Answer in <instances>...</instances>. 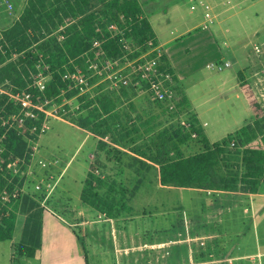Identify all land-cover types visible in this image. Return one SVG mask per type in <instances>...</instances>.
<instances>
[{"label":"rangeland","instance_id":"1","mask_svg":"<svg viewBox=\"0 0 264 264\" xmlns=\"http://www.w3.org/2000/svg\"><path fill=\"white\" fill-rule=\"evenodd\" d=\"M174 1L176 0H140L147 15L165 8ZM246 6L249 5L246 4ZM186 7L190 9V5L187 3ZM186 7L183 6V16H179L178 21H175V25H180L184 22L199 24L203 21V15L197 17V19L195 18L194 21L191 20L192 13L188 12ZM200 13L201 10H198L193 14L198 15ZM121 18L122 16L118 20L111 21L101 18L99 21L101 23L97 24V26L105 28L110 24L109 22L116 23L118 30L120 29L123 32L120 33L117 31V37L124 39L128 45L127 48H129L125 51V55H127L125 60L140 57L145 52L144 43L140 44L130 36L132 23L127 22L125 18L124 20ZM252 24L260 28V32L257 35H254L252 32L253 25L250 27L249 23L231 20L227 15L220 16L215 20L214 24H208V27L211 30H214V28L222 29L224 34L218 35V41L226 52V57L232 63L235 60L233 50L241 53L242 55L239 59H243L248 64V78L250 79L246 83H249L252 90L251 93L255 96L253 97L255 98L257 107L256 113L259 114L255 119H260L264 116V16L253 21ZM227 28H230L232 32L225 34ZM54 33V36H57L59 41L62 42L64 40V28H60ZM225 42L228 43L231 50L226 49L224 46ZM255 46L260 47V57H257L255 53ZM89 56L92 57V54H89ZM80 59L82 61L77 66L79 69H82L84 76H92L89 81L95 84V86L102 82L98 87L100 90H104L100 93L101 96L104 94L111 95L116 104L114 106L112 103L111 105L114 109L109 114H105L101 105L91 104L94 100L89 99L90 101L85 100L82 108H80L81 112L77 113L76 107L79 101L72 99L70 103H67L69 108L66 110L70 111V114L74 118H79L86 117L89 110H95L96 108V111L102 116L99 122H102L104 119H109V125L105 124L100 128L101 132L106 134L107 140L94 134L92 136L89 135L86 131L75 127V124L72 125V122L66 123L58 119H49V129L47 132L36 142L31 143L28 149L30 152H27L22 157L28 166L31 165L33 169L36 167L40 173L38 175L40 179L43 178L46 180L44 174L53 173L54 182L57 181L51 199L48 202H44L43 200L41 208L45 209V205H56L55 208L57 207L60 210L65 209V212L61 211V213L71 218L69 212L66 211L68 207L74 209L76 212L82 211L85 214L81 215L83 219L96 221L108 219V215H104L106 213L103 211H107L108 209L105 203L109 204V202H112L110 213H112V216L118 217L117 219H120L122 224L126 225L132 220L140 219V217H137L139 215H147V213L155 211L162 199L167 200L164 201V204L169 209L168 204L170 203L171 205V203L175 202L179 193L170 196L168 193L165 194L157 190L158 184L156 176H159L160 173L159 166L141 157V154L145 153L152 159L154 156L157 157L163 153L168 159H175L180 155L188 157L201 151L202 147L198 140L190 139L188 131L182 132L184 129L181 124L182 120L190 119L194 121L193 116L195 115L191 112L189 105L183 103V93L179 83L176 82L175 91L178 105L181 109L179 107L180 110L176 112L168 109L164 104L155 102L149 92L143 88H136L133 86L134 84L129 88L117 91L111 88L107 76L118 71V68H108L105 60L98 61V59L92 58L88 61L86 56ZM90 64H96L97 66L96 68H91ZM233 69L239 70L240 67H233ZM230 70L232 68L228 71ZM207 75L210 78H218L215 71L206 70V77ZM2 89L8 92L10 91V88L4 86ZM84 99L88 98L85 96ZM244 102L243 99H234L231 101V103L239 107V110L242 109ZM112 137L121 145L125 146V148H116L111 142L113 141ZM100 142L108 143L109 147L102 150V152L96 151L94 153L97 144ZM258 142L255 141L253 144L255 145ZM164 146L166 148L162 149ZM251 147L254 146L251 145ZM234 154L237 157H234L233 161L235 164H238L239 154L237 151H234ZM91 155H94L93 159H90ZM9 161L10 159H6L4 164H8ZM40 161H44L47 167L40 168L38 165ZM218 170L221 173H225L226 171L224 166H220ZM89 173L93 174V178H95L92 188H100L101 198L104 199L103 201L105 203L98 204V210L85 204L86 209L88 207L97 211L102 218L83 210L85 206L82 203L81 194ZM22 183L24 186L20 200H23L22 198L26 196H29L33 200L40 198L35 192L30 180ZM186 195H188L186 200L188 199L189 203L185 204L184 210L172 212L169 209L165 216H149L145 219L138 220L158 224L160 229L163 226H169L168 224L171 223L174 225L165 231H157L165 233L166 239H181L180 243H176L179 245H175V247L173 244L166 245L165 250L162 249L163 251L159 254L160 261L158 258H155L156 255L152 254L153 249H149L152 255L149 256L148 260L144 258L142 253L137 251L143 249L142 245L136 244L135 242H131V245H125V240L124 245L120 246V252L115 253L117 245H112V237H108L107 235L103 241V245H97L100 252L98 255L94 254L88 247L87 252L90 254V264H225L222 261L223 257H228L229 255L256 254L258 251H264L263 228L259 229V243L253 235L254 230L252 225L249 228L246 239L242 240V238V241H239L237 236H232L230 240L227 239L224 241L220 237L222 230L220 227H215L214 223H208L209 227L207 229L190 224L191 215L194 213L193 210L195 211V205L192 206L190 202L191 194L185 193L183 196ZM19 203L10 210V213L22 217L20 216L22 201L20 205ZM23 222L21 219L17 226L15 232L16 241H19L21 238ZM122 224L121 227H124L125 225ZM123 227L119 231L121 233L126 232L130 241L134 236L136 238L140 237L139 231L141 229L138 226L125 230ZM108 230L110 232V229ZM155 233L153 236H156ZM200 233L202 234L200 237H204L205 234L203 233H207L206 235L208 236L212 235V237L195 240L196 235L199 236ZM151 234L150 237H152ZM142 237L145 238L146 236L142 235ZM223 242H226L227 245H224ZM223 246L225 252L223 251ZM127 248L129 249L127 250ZM0 250H2L0 252L2 264H10V242L0 243ZM164 254L165 258L162 259V255ZM245 264L251 263L246 262ZM261 264H264V258H261Z\"/></svg>","mask_w":264,"mask_h":264},{"label":"crops","instance_id":"2","mask_svg":"<svg viewBox=\"0 0 264 264\" xmlns=\"http://www.w3.org/2000/svg\"><path fill=\"white\" fill-rule=\"evenodd\" d=\"M7 1L13 4L16 11L11 15L7 13L0 15V33L11 27L19 19L28 0ZM186 3L190 5V9L186 7ZM246 4L249 6H246ZM262 5L264 6V0H176L163 9L148 15L145 14V17L148 18L152 25L158 45L168 57L177 76L183 97L187 101L191 112L195 115L204 138L211 145L222 142L228 136L235 134L247 124L252 123L259 114L256 113L255 96L251 93L252 90L249 83H246L250 79L248 78V64L243 59H239L241 58V53L233 50L235 60L232 63L226 57V52L218 41V35L224 34V32L220 28L211 30L208 24L212 25L220 16L227 15L231 20L249 23L251 27L253 21L264 16V7L262 8ZM183 6L186 7L188 12L192 13L191 20L194 21L195 18L197 19V17L203 15V21L199 24L184 22L180 25H175V21H178L179 16H183ZM198 10H201L200 14H193ZM258 28V26L252 27L254 35L260 32V28ZM231 32L230 28L225 30V34ZM224 46L226 49H230L228 43L225 42ZM224 59H228L231 62V67L219 70L218 66ZM233 67H240V69L234 70ZM231 68L232 70L228 71ZM206 70L215 71L218 78H210L208 75L206 77ZM234 99H243L245 101L241 110L234 103H231ZM74 126L86 131L76 125ZM86 132L92 136V133ZM98 145L99 143L94 153L96 151L100 152ZM115 147L119 148L118 146ZM156 178L158 191H162L165 194L168 193L170 196L179 193L176 201L171 203V205L170 203L168 204L172 212L184 210L183 208L185 204L189 203V200H186L188 195H183L185 193L191 194L190 202L192 206L195 205V211L193 210L194 213L192 212L190 224L207 229L209 227L208 223H214L215 227H220L222 230L220 237L224 241L230 240L232 236H237L239 241L246 239L249 228L252 225L253 235L256 237L257 242L260 243L259 229L263 228L264 230V181L256 194H248L241 191L212 190V193H209V191L201 189L163 187L160 182V176H156ZM53 183L54 181H52ZM38 195L41 197L40 194ZM52 195L47 198V202ZM27 197L29 196L22 198V202ZM39 200L40 198L36 199V201L40 202V208L38 209L42 214L41 246L34 257H27L18 253L19 245L24 244L26 241L25 227L27 218L30 215V213L22 210L23 206L21 205L20 216L22 217H17L15 228L16 232L17 226L22 219L24 222L21 238L16 241L14 233L13 239L6 241L10 242V264H90V254L87 252L88 247L89 250L91 249L94 254L98 255L100 252L97 245H103L107 235L112 237V245H117L115 253L120 252V246L124 245V240L126 242L125 245H131V242H135L142 245L143 249L137 251L142 253L144 258L148 260L149 256L153 254L160 261L159 254L165 250L166 245L173 244L175 247V245H179L176 243L181 242V239H166L165 233L157 232L165 231L174 226L172 223L160 229L158 224L138 221L149 216H165L167 210H169L164 204V201H167L166 199H162L155 211L147 213V215H139L137 217H140V219L132 220L127 225L122 224L120 219L111 218L87 221L82 218V211L76 212L74 209L67 207L66 211L71 216V218H68V215L61 213V211L65 212V209L55 208L56 205H45V209H43L41 208L43 199ZM198 202L199 204L196 205ZM83 205L85 206L83 210L87 211V213L102 218L97 211L88 207L86 209V205L84 203ZM121 224L125 225L124 227L122 226L124 230L138 226L141 229L139 231L140 237H137V239L134 236L130 241L126 232L121 233L119 231L122 228ZM108 229H110V232ZM154 233L156 236H153ZM150 234L152 237H150ZM203 234H205L204 237H200L202 236L201 233L199 236L196 235L195 240L212 237V235H206L207 233ZM142 235L146 237L144 238ZM223 244L227 245L226 242H223ZM149 249H153L152 254H150L151 252L149 251L151 250ZM223 251L225 252L224 246ZM164 258L165 254L162 255V259ZM261 258H264V251L249 255H229L228 257H223L222 261L225 264H245L246 262L261 264ZM0 264H2L1 257Z\"/></svg>","mask_w":264,"mask_h":264},{"label":"trees","instance_id":"3","mask_svg":"<svg viewBox=\"0 0 264 264\" xmlns=\"http://www.w3.org/2000/svg\"><path fill=\"white\" fill-rule=\"evenodd\" d=\"M120 16L132 23L130 36L138 43L145 44L150 39L156 41L152 25L145 17L140 0H28L19 19L0 33V88L4 86L13 91L25 88L30 79V72L35 71L40 56H44L46 62L51 65L52 76L44 92L34 90V101L38 103L45 98L59 96L61 91L68 87L64 75L68 70L74 69V64L70 61H75V65L82 61L80 58L89 51L92 42L98 37L96 26L101 23L100 19L118 20ZM60 28L65 30L62 42L54 36V32ZM103 47L109 59L116 60L124 54L119 38L110 39ZM14 56L17 58L14 59ZM161 69L175 75L166 55L161 59ZM175 80L178 83L176 75ZM77 93L69 92L67 96L71 97ZM182 101L187 103L184 97ZM94 102L98 106L101 105L105 114L114 109L112 103L114 106L116 104L114 98L108 94L99 96L91 104H95ZM12 110L13 104L10 103L9 97L0 94V114L6 115ZM101 117L95 108L89 110L86 117H71L68 121L96 136L106 138V134L101 132L100 128L105 124L109 125V119L99 122ZM193 120L198 126L195 116ZM195 132L198 133V142L202 147L197 154L188 157L180 155L175 159H168L163 153L152 159L145 153L141 154V157L159 166L160 182L163 187L241 191L248 194H256L259 191L264 181V116L213 145L204 138L200 127H196ZM2 135L6 137V151L0 156V187L6 185L4 173L7 164H4V161L12 159L13 156L22 158L30 152L28 142L15 130L0 125V136ZM112 140L113 145L125 148L114 137ZM233 140L236 141V148L229 149V144ZM255 141H259L256 146L253 144ZM108 147L105 142L98 145L100 152ZM234 151L239 154L238 164L233 161V158L237 157ZM220 166H224L225 173L218 170ZM93 177V174H88L81 200L91 208L97 209L98 204L105 202L101 198L100 188H92L95 180ZM43 198L44 196H41L39 201ZM24 200L22 203L20 200L22 210L30 215L25 227L26 241L19 245L18 253L34 257L41 246L42 214L38 209L40 202L29 197ZM105 205L108 208L107 211H103L105 215L117 219L118 217L110 213L112 202ZM17 217V214L13 213L0 222V243L13 239Z\"/></svg>","mask_w":264,"mask_h":264},{"label":"built area","instance_id":"4","mask_svg":"<svg viewBox=\"0 0 264 264\" xmlns=\"http://www.w3.org/2000/svg\"><path fill=\"white\" fill-rule=\"evenodd\" d=\"M14 6L7 0H0V15L7 13L13 14ZM124 20V17L122 18ZM105 28L96 26V32L98 37L92 42L91 48L82 57L86 56L88 61L90 59L105 60V64L108 68H118L113 74H109L110 87L117 90L129 88L131 85L136 88H143L150 93L152 99L155 102L164 104L168 109L178 111V101L175 91V75L169 71L161 69V59L164 52L162 48L154 39H150L144 44L146 51L139 57L126 59L125 51L129 48L124 39L117 37L118 30L116 23L109 22ZM119 38L124 54L116 59H109L106 51L104 50V44L110 39ZM255 53L257 57L261 56V50L259 46H255ZM92 54V57L89 56ZM15 57V56H14ZM74 64V69L68 70L64 75V79L68 82V87L62 90L60 95L55 98H45L43 101L36 103L34 101V90L44 92L48 82L51 79V65L46 62L44 56H40L39 61L36 63L35 71L30 72V79L28 85L22 89L10 90L9 92L0 88V94L6 95L10 99V103L13 104V110L6 115L0 114L1 126H6L9 130H15L19 136H22L27 142L28 146L31 143L40 139L49 129V119H58L60 121L69 123L68 118L74 117L70 114L67 103H70L72 99H77L78 106L76 107L77 113H80L82 104L85 100H96L100 93L103 91L97 86L91 83L92 76L85 77L82 69H79L75 65V61H70ZM91 65V68H96L95 65ZM231 67V62L228 59H224L220 62L218 69L225 70ZM91 70V69H90ZM94 75V73H93ZM77 91L78 93L68 97L69 92ZM88 99H84V97ZM90 101V100H89ZM94 105H97L96 103ZM3 112V111H2ZM182 117V116H181ZM183 118V117H182ZM184 129L182 132L189 133L191 139L198 140V133L195 132V128L198 127L190 119H184L181 122ZM5 135L0 136V156L5 153ZM107 140V138H104ZM236 148V141L233 140L229 144V149ZM94 155L90 156L93 159ZM56 163V161H55ZM40 168L47 167L44 161L38 163ZM32 168L31 165H27L24 159L21 157H12L6 166L4 178L6 185L0 187V222L3 218L9 217L13 209L21 199L24 184L27 180L31 181L34 186L35 192L44 196V202L49 198L56 187L57 181L53 183L54 176L52 173L44 174L46 180L39 178V172ZM26 175V176H24ZM42 176V175H41ZM46 189V190H45ZM209 193H212L209 191Z\"/></svg>","mask_w":264,"mask_h":264}]
</instances>
